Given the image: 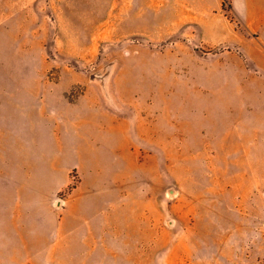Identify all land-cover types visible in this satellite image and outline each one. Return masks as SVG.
<instances>
[{"label": "rangeland", "instance_id": "1", "mask_svg": "<svg viewBox=\"0 0 264 264\" xmlns=\"http://www.w3.org/2000/svg\"><path fill=\"white\" fill-rule=\"evenodd\" d=\"M0 264H264V7L0 0Z\"/></svg>", "mask_w": 264, "mask_h": 264}, {"label": "crops", "instance_id": "2", "mask_svg": "<svg viewBox=\"0 0 264 264\" xmlns=\"http://www.w3.org/2000/svg\"><path fill=\"white\" fill-rule=\"evenodd\" d=\"M252 4L259 3L261 6L264 7V0H251Z\"/></svg>", "mask_w": 264, "mask_h": 264}]
</instances>
